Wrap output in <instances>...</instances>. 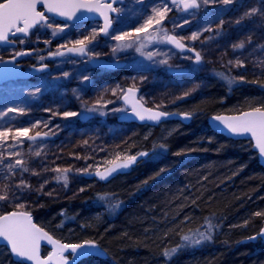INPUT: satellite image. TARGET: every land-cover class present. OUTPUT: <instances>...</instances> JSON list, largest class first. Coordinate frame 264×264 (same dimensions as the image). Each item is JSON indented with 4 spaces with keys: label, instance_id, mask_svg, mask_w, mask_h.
I'll return each instance as SVG.
<instances>
[{
    "label": "trees",
    "instance_id": "1",
    "mask_svg": "<svg viewBox=\"0 0 264 264\" xmlns=\"http://www.w3.org/2000/svg\"><path fill=\"white\" fill-rule=\"evenodd\" d=\"M220 74L217 69L205 78L203 98L183 99L164 110L192 113L190 125L126 124L125 143L83 173L79 198L42 199L38 208L25 211L60 242L94 240L108 255L81 264H264L260 240L242 243L264 226V215H255L264 213V168L250 141L228 139L207 124L212 115L264 106V80L248 75L229 84ZM141 152L150 156L126 174L106 182L86 178L111 165L117 153L123 159ZM0 206V215L15 211ZM200 233L211 239L184 248L183 236ZM0 264L23 263L0 246Z\"/></svg>",
    "mask_w": 264,
    "mask_h": 264
},
{
    "label": "rangeland",
    "instance_id": "2",
    "mask_svg": "<svg viewBox=\"0 0 264 264\" xmlns=\"http://www.w3.org/2000/svg\"><path fill=\"white\" fill-rule=\"evenodd\" d=\"M139 3L144 14H151L152 6H164L156 0H131L127 12L133 17H128L124 29H116L115 33L122 35L126 31L130 35L124 41L113 38L106 45L91 47V53L95 55L105 54L113 58L119 53L125 55L127 75L120 82L91 86L88 84L90 72L87 66L68 63L64 66L69 74H60L61 78L68 77V80L57 88L44 85V82L0 85V110L6 111L13 106L24 109L23 113L9 112L0 119V130H4L6 125H22L31 128L29 135L39 131L50 137L38 141L22 137L13 141L10 136L7 142L0 141V194L8 195V199L0 201V205L25 211L38 208L42 199L61 201L79 198L84 183L82 175L91 163L98 157L104 158L117 151L125 143L129 128L112 121L126 112L120 104L124 86L139 89L140 100L147 106L165 110L180 100L206 96L205 78L217 69L234 83L248 75L264 80V0H233L229 5L222 2L204 4L201 0L199 13L183 16L174 12L172 17L170 10L162 26L154 25L147 32L136 33L135 28L146 18L136 8ZM252 8L258 9L256 14L246 15ZM194 33L198 34L195 41L191 39ZM171 34L187 47L200 52V65H194L191 59H185L181 53L167 46L166 39ZM240 44H243L242 48ZM163 60L167 63H161ZM238 60L243 62V67L237 64ZM171 68H184L188 73L167 76ZM56 69L64 70L60 66ZM36 87L41 91L33 98ZM113 90L116 95H113ZM186 92L188 95L185 96ZM92 107H98V111L92 114L99 119L102 128L95 122L79 125V115H63L66 111L79 113ZM116 108L124 111H112ZM36 122H41L39 127L33 126ZM44 151L46 158H38L36 153ZM15 152L20 155H14ZM17 159L23 160L24 164L9 169L7 165H14ZM23 168L28 170L23 171ZM56 168L61 171H55ZM64 176H67L66 182ZM22 180L29 187L17 188ZM18 204H23V207L18 208ZM192 237L198 238L199 234ZM192 247L187 242L184 245L186 249Z\"/></svg>",
    "mask_w": 264,
    "mask_h": 264
},
{
    "label": "snow or ice",
    "instance_id": "3",
    "mask_svg": "<svg viewBox=\"0 0 264 264\" xmlns=\"http://www.w3.org/2000/svg\"><path fill=\"white\" fill-rule=\"evenodd\" d=\"M115 2L120 3L121 0H115ZM174 5H182L183 11L187 12L189 9H197L200 7V4L197 3V0H171ZM204 4L209 3H223L224 5H229L233 0H203ZM160 3L164 4L163 7L152 6L151 14H144L142 10V17L146 15V18L143 19V23L135 28L136 33L147 32L149 28H152L154 25L162 26V22L165 19L167 13L171 10L167 6L166 0H160ZM38 5H42L43 9L47 13H53L59 17H63L66 21H76L80 19H86L84 13H93L98 12L101 16L104 17V26L99 29V31L104 32L105 35L109 34V28L111 27V19L105 11L101 9H107L108 11H118V9L112 7V3L101 4L99 0H0V43H12L9 40V36H16L18 33L22 34L24 37H27L30 34V30L36 28L37 26H43L46 28H52V35L56 36L59 33H63L65 28L69 27L68 24H64L62 27H53V24L49 22V17L45 14V11L38 10ZM258 9L252 8L246 15H255ZM80 13L78 16L77 14ZM239 22V21H238ZM96 35V29H92L91 34H83V38H78L74 41H69L73 43V47L67 48L68 53H77L80 55H87L88 52L93 51L86 47V44L91 43L94 40ZM130 34L124 32L122 35H113L117 41H124ZM198 38V34L194 33L191 37L193 41ZM25 41L20 39L19 43L23 44ZM167 42L175 45L176 48H179L181 51L185 50V45L176 38L175 35L168 36ZM61 47H66V45H61ZM239 47H243V44H240ZM115 51V48L113 49ZM188 52H194V57L185 56V59H191L194 65H200L202 61V56L200 52L195 51L193 47H187ZM17 55H24L23 52L17 53ZM53 56H64L65 52L57 51L56 53H51ZM151 58V54H149ZM43 59V57H42ZM15 57L12 60L5 61L3 58H0V66H7L8 64H14ZM161 63L166 64L167 60L161 61ZM229 63H232L231 61ZM237 64L240 67H243L242 61H237ZM46 68V65L42 66L39 70ZM65 76L68 73H64ZM222 75V74H221ZM87 79V77H85ZM243 79V77H241ZM229 84L232 83L231 80L228 81ZM119 87V86H118ZM41 89L36 87L34 89L33 98L35 93H39ZM124 92L123 99L127 102L130 94H134V88L129 87L126 91L121 89ZM113 95H116V91L113 90ZM185 96L188 95L186 92ZM182 98V97H181ZM99 105V101H97ZM106 107V105H104ZM19 111L24 112V109L18 107H8L6 111L0 110V119L7 115L9 112ZM89 113L97 112L98 107H92L87 109ZM112 111H124L120 108L112 109ZM132 115L137 117L140 121H153L160 122L162 118H168L172 114L165 111H154L151 108H144L142 105H133L132 106ZM104 115L103 112L100 113ZM65 117H75L81 115V113L66 111L63 113ZM125 115L127 113L125 112ZM192 113H182L181 117L185 120L192 118ZM213 122H219L223 125L224 128L231 134L243 135L250 134V136L255 140L256 147L259 149L260 155L264 157V106L254 107L251 111L243 112L238 116L224 117V116H213L211 118ZM41 122H36L33 126L39 127ZM47 127V125H45ZM13 128L15 130H13ZM31 128L25 127L22 125H12L4 126V130H0V141L7 142L9 137L13 141H17L20 138H26L29 141H36L38 138L42 137V133L37 131L35 135H29ZM43 136H47V133H43ZM87 143V141H86ZM160 149L165 151V146L160 145ZM179 154V153H178ZM14 155L19 156V152H15ZM36 155H40L39 152ZM149 153L141 152L139 153L140 157L148 156ZM137 155H127L123 159L121 155L117 153L114 160L109 161L112 165L111 168H108L105 173H101L97 170L96 175L101 179H106L108 175H111L114 172H117L121 169H127L132 164L137 162ZM24 161L17 159L15 160L14 165L8 164L9 169H13L15 166L23 165ZM23 171H27V168H23ZM55 171L60 172L59 168H56ZM67 171V170H65ZM163 172V169H161ZM61 179V177H57ZM63 179L67 181V176H64ZM17 188H27L29 185L25 181H21L20 184L16 185ZM83 191V189H81ZM51 195V193H47ZM8 199L7 194H0V201H6ZM18 208L23 207V204H18ZM257 216L264 215V213L257 212ZM261 235L264 236V229L261 230ZM0 238L7 242L10 245L11 252L15 254L18 258L23 260L32 261L33 264H69V258L65 256L66 252L71 253V264H81L82 261L87 260L88 258L101 254L99 246L94 240H85L82 243H62L59 240L54 239L48 232L44 231L42 228L37 227L33 223L32 216L29 212H19L12 211L6 214L0 215ZM187 245L198 246L204 241L211 239V235H205L200 233L199 237H192L185 235L182 238ZM255 239V237H252ZM46 240L49 244L53 246L52 252L46 257L41 258L39 254L40 242ZM167 255V253H166Z\"/></svg>",
    "mask_w": 264,
    "mask_h": 264
},
{
    "label": "flooded vegetation",
    "instance_id": "4",
    "mask_svg": "<svg viewBox=\"0 0 264 264\" xmlns=\"http://www.w3.org/2000/svg\"><path fill=\"white\" fill-rule=\"evenodd\" d=\"M130 1L131 0H121L120 3H117L115 2V0H99V3L101 4L112 3V7L118 9V11L115 12L108 11L107 9H101L102 11H105L107 13V15L112 21L108 35H105L104 32L99 31V29L104 26V17L101 16L98 12L84 13V17H86V19L66 21L63 17H59L53 13H47L46 10L43 9L42 5H38V10L45 11V14L50 18L49 22L53 24L54 28L58 26L62 27L64 24H68L69 27L65 28L66 31L64 30L63 33H59L58 35L53 36L52 28L37 26L36 28L30 30V34L27 37H24L22 34L18 33L16 36H9V40L12 41V43H0V58H3V60L8 61L12 60L13 57H15L14 64H8L7 66H5L6 71H11L3 75H18L20 77H26L24 79L9 81L6 83L44 82V85H49L52 88H57L63 86L64 80H68V77L67 79L60 77V74L63 75L64 73L69 72V70L65 68L68 63H83L85 66H87L90 72V76L88 77V84L91 86L98 87L99 85H110L117 81L120 82L121 79L127 75V62L125 61L124 54L119 53V56L113 58L106 56L105 54L95 55L91 52H88L87 55L75 56L68 54H65L64 56H53L51 55V53H56L58 50L62 52L67 51V48L74 46L73 43L69 41H74L78 38H83V34H91L92 29H96V35L94 40L91 41V43L86 44L87 48L91 49V47H97L110 43V40L113 39L112 36L116 33V29H124L123 25H125V21L127 20V18L133 17L127 12V10L129 9ZM156 1L160 2V0ZM200 1L201 0H197V3L200 4ZM166 3L168 4V7L171 8L172 17L174 16V12H176L177 15L189 16L193 13H199L201 11V5L197 9H192L185 12L183 11L182 5H174L172 4L171 0H166ZM136 8L142 10V4H137ZM77 15L79 16L80 13H78ZM20 39H23L25 42L23 44L19 43ZM61 45H66V47H61ZM167 46L170 49H173L169 46L168 43ZM21 52H23L24 55H17V53ZM181 55L184 57H194V55L190 53H185ZM94 60H104L106 62L112 63L113 66L107 64H96ZM44 65H46V68H44L42 71L35 70L40 69ZM58 66L62 67L64 70L57 71L56 68ZM166 75L172 76L168 73V71ZM126 88V86L123 87L125 91ZM97 92L100 93V91ZM123 94L124 92L121 93L120 104L125 107V105L121 101ZM79 113H81L77 121L79 125H86L95 122L98 127H103L101 124L98 123L99 119L96 118L95 114L88 113L87 109H85L84 111L80 110ZM84 114L89 115L91 118L86 121H82L81 117ZM118 118H115L112 121L114 123L122 124L118 122ZM49 138L50 137L48 136L47 138L42 140H48Z\"/></svg>",
    "mask_w": 264,
    "mask_h": 264
},
{
    "label": "water",
    "instance_id": "5",
    "mask_svg": "<svg viewBox=\"0 0 264 264\" xmlns=\"http://www.w3.org/2000/svg\"><path fill=\"white\" fill-rule=\"evenodd\" d=\"M189 10H192V9H189ZM169 36H172L169 35ZM177 38V37H176ZM178 39V38H177ZM179 40V39H178ZM181 42V41H180ZM168 43V42H167ZM182 44H184L183 42H181ZM169 46H171L172 48H174L177 52L181 53V54H185V53H190V54H193L194 55V52H188L187 51V46L185 47V50L184 51H181L179 48H176L175 45L173 44H170L168 43ZM65 54H68V55H80V54H77V53H68L67 51H65ZM94 62L96 64H107V65H110V66H113L112 63H109V62H106L104 60H94ZM37 71H39V69H35ZM9 71L11 70H7L6 71V67L5 66H0V84H3V83H6V82H9V81H16V80H20V79H24L26 77H23V76H7V75H3V74H6L8 73ZM169 74L171 75H175V76H180V75H184V74H187L188 73V70L187 69H184V68H171L168 70ZM129 87L126 88V90L128 89ZM124 95V94H123ZM122 103L125 105L127 111V115H125V113L121 114L120 117L118 118V122L119 123H122V124H135V125H141V126H149V127H157L158 125L162 124V123H165V122H168V121H178L180 122L181 124L185 125V126H188L191 124L192 120H193V116L191 119L189 120H185L181 117V114L182 113H177V112H169L171 113L172 115L169 116L168 118H162V120L160 122H153V121H149V120H145V121H140L137 117L133 116L132 115V106L133 105H142L144 108H151L152 110L154 111H164V110H159L157 108H153V107H150V106H147L146 104H144L141 100H140V90L139 89H136L134 88V94H130L129 95V99L128 101L126 102L124 99H123V96H122V99H121ZM252 110V109H251ZM251 110H246V111H243V112H247V111H251ZM167 112V111H165ZM243 112L241 113H237V114H218V115H212L208 118L207 120V124H208V127L215 133H218V134H221L223 136H225L226 138L228 139H231V140H235V141H241V140H244V141H250L251 144H252V149L255 153H257L258 155V158H259V162H260V165L264 168V157H262L260 155V152H259V149L256 147V142L255 140L250 136V134H243V135H235V134H231L229 133L223 125L219 124V122H213L211 120V118L213 116H224V117H232V116H238L240 114H242ZM89 118H91L89 115H86L84 114L82 117H81V120L82 121H86L88 120ZM47 138V136H43L42 134V137L38 138L36 141L38 140H41V139H45ZM149 153V152H147ZM150 156V153L148 156H145V157H140L139 154L137 155L138 159H137V162L132 164L129 168L127 169H121V170H118L117 172H114L112 173L111 175H108L106 179H101L98 175H96L97 171L96 172H90V173H87L86 174V178L88 179H98L102 182H106L110 179H112L113 177L115 176H118V175H123V174H126L128 173L131 169H133L137 164H139L142 160H145L147 157ZM112 165H109L108 167L100 170L101 173H105L106 170L108 168H111ZM12 212V211H11ZM19 212H25V211H19ZM6 214V213H5ZM31 216H32V219H33V223L36 224L35 220H34V217H33V214L30 213ZM3 215V214H2ZM37 225V224H36ZM37 227H40L37 225ZM41 228V227H40ZM264 229V226L263 228ZM261 229V230H262ZM44 230V229H43ZM45 231V230H44ZM50 235V234H49ZM52 236V235H51ZM53 237V236H52ZM252 237H255V239H252ZM54 238V237H53ZM55 239V238H54ZM57 240V239H56ZM257 240H260L263 245H264V236L261 235V231L260 233H258L257 235H254V236H251V237H248L246 239H244L242 241L243 244H248V243H254L256 242ZM63 243V242H62ZM98 245V244H97ZM0 246H3V247H6L8 249V251L10 252L13 260L15 262H20V263H23V264H33L32 261H27V260H23L21 258H18L15 254H13L11 252V248H10V245L7 244L6 241H4L2 238H0ZM99 246V245H98ZM99 249L102 250L101 251V254L99 255H95V256H92L90 258H95V259H99V260H105L108 258V255L106 253L105 250H103L100 246H99ZM43 250H47V254L44 255L43 254ZM53 250V246L51 244H49L46 240H42L40 242V250H39V254L41 256V258H46ZM65 256L69 258V264H71V253L70 252H66L65 253Z\"/></svg>",
    "mask_w": 264,
    "mask_h": 264
},
{
    "label": "bare ground",
    "instance_id": "6",
    "mask_svg": "<svg viewBox=\"0 0 264 264\" xmlns=\"http://www.w3.org/2000/svg\"><path fill=\"white\" fill-rule=\"evenodd\" d=\"M46 151H44V152H42L40 155H38V158H46L45 156H47L46 155V153H45Z\"/></svg>",
    "mask_w": 264,
    "mask_h": 264
}]
</instances>
